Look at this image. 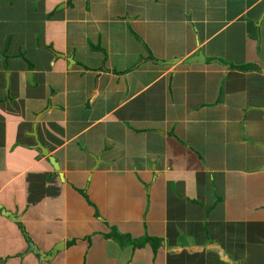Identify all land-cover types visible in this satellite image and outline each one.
<instances>
[{"label": "crops", "instance_id": "obj_1", "mask_svg": "<svg viewBox=\"0 0 264 264\" xmlns=\"http://www.w3.org/2000/svg\"><path fill=\"white\" fill-rule=\"evenodd\" d=\"M0 205V264H264V0H0Z\"/></svg>", "mask_w": 264, "mask_h": 264}, {"label": "water", "instance_id": "obj_2", "mask_svg": "<svg viewBox=\"0 0 264 264\" xmlns=\"http://www.w3.org/2000/svg\"><path fill=\"white\" fill-rule=\"evenodd\" d=\"M62 7V6H61ZM56 57H58L59 55L54 53L53 51H51ZM63 58V56H62ZM204 60V57H202V54H200L198 57L192 58L188 61H186L187 64H192V63H202V61ZM173 64V63H172ZM28 79H30V76L28 77ZM7 88H9V83L7 81ZM39 122V120L37 119L36 124ZM36 129L37 127H34L33 129V133L30 135L34 140H35V146L33 147V149L35 150H39L42 155L44 157H48L49 156V151L44 148L39 139H38V135L36 134ZM97 159L99 158L96 157ZM49 161L52 164V166L54 167V169L59 172L60 174H62L60 172V166L59 164L56 162V159L52 156L49 157ZM0 211L2 212V214L6 217H9L12 220H16V218L14 217V215L11 212L6 211L3 206L0 205ZM63 249V244L57 245L51 254H45L44 252H42L40 249H38L36 246H33L32 250L35 252V254H37L39 256L40 261H44V262H48L50 263L52 261V259L56 256V254Z\"/></svg>", "mask_w": 264, "mask_h": 264}, {"label": "trees", "instance_id": "obj_3", "mask_svg": "<svg viewBox=\"0 0 264 264\" xmlns=\"http://www.w3.org/2000/svg\"><path fill=\"white\" fill-rule=\"evenodd\" d=\"M244 70H247V69H244Z\"/></svg>", "mask_w": 264, "mask_h": 264}]
</instances>
